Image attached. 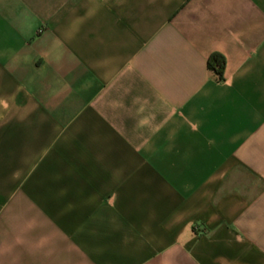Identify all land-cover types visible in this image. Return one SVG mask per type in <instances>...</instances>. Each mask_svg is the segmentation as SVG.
Returning a JSON list of instances; mask_svg holds the SVG:
<instances>
[{
	"label": "crops",
	"instance_id": "1",
	"mask_svg": "<svg viewBox=\"0 0 264 264\" xmlns=\"http://www.w3.org/2000/svg\"><path fill=\"white\" fill-rule=\"evenodd\" d=\"M0 264H264V0H0Z\"/></svg>",
	"mask_w": 264,
	"mask_h": 264
},
{
	"label": "trees",
	"instance_id": "2",
	"mask_svg": "<svg viewBox=\"0 0 264 264\" xmlns=\"http://www.w3.org/2000/svg\"><path fill=\"white\" fill-rule=\"evenodd\" d=\"M225 65V59L220 54H212L208 61V67L219 76L222 75Z\"/></svg>",
	"mask_w": 264,
	"mask_h": 264
}]
</instances>
